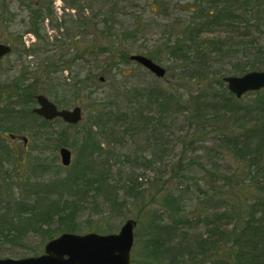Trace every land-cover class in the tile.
I'll use <instances>...</instances> for the list:
<instances>
[{
  "label": "trees",
  "instance_id": "16d2710c",
  "mask_svg": "<svg viewBox=\"0 0 264 264\" xmlns=\"http://www.w3.org/2000/svg\"><path fill=\"white\" fill-rule=\"evenodd\" d=\"M16 1L28 9V33L38 41L44 42L40 32L45 20L51 19L52 29L60 28L57 23L52 25L56 19L54 0ZM92 1L70 0L67 6L79 12ZM147 1L148 6H155L154 12L159 5L165 6L164 0ZM207 1L198 2L203 5ZM216 1L207 9L189 10L192 17L173 42L144 54L154 62L164 57L168 63L165 77L152 90L124 87L121 92L122 86L115 88L109 83V77L125 78L121 67L131 62L130 50L118 40L97 48L98 52L88 45L73 58L62 55L54 62L46 60L30 73L23 59L37 51L25 47L21 38V50L15 43L10 45L11 53L5 58L18 53L21 61L15 78L0 83V247L35 235L41 245L32 249L29 257L39 256L43 244L61 234H85L78 218L86 204L93 206L96 214L112 215L114 206L127 203L144 206L143 213L148 217L138 224L131 264H264V90L237 99L227 90L223 81L227 76L218 68L221 56L241 54L236 74L264 71V0ZM132 12L117 2L101 14L79 17L71 24L72 28L107 33L108 25H115L127 14L137 23ZM15 19L12 8L0 1V29H8ZM212 27L225 33L221 40L202 39L212 34ZM236 39H240L237 49H241L231 52L234 48L229 40ZM84 56L91 64L82 77H72L73 83L52 78L77 61L85 62ZM37 72L44 73L43 77H35ZM42 78L46 88L41 87ZM52 86H63L75 99L93 88L94 92L85 93L89 105H83L88 120L76 139L62 141V146L70 145L75 151L69 167L62 168L55 162L33 164L28 172L32 177L24 176L20 171L28 164L27 145L32 152L38 150V155L43 151L31 146L27 137L25 145H17L22 125L28 127L24 132L37 144L39 136L42 141L54 142L49 130L61 121H46L32 112L35 96L41 92L51 96L48 88ZM106 86H110L106 95L98 91ZM151 105L155 110H150ZM164 115L177 119L183 116L174 128L185 133L177 138L183 148L172 164L170 177L152 183L156 187L152 191L154 202L144 203V175L135 170H152L156 160L164 157L150 145L159 143L158 130L167 129ZM77 126L80 124L68 125ZM148 128L150 132L142 143L132 144L131 153L117 155L103 147L112 145L115 149L120 144L118 139L140 131L147 133ZM5 134L10 142L3 138ZM149 150L152 156L145 154ZM44 174H50L46 181L40 179Z\"/></svg>",
  "mask_w": 264,
  "mask_h": 264
},
{
  "label": "rangeland",
  "instance_id": "374dc122",
  "mask_svg": "<svg viewBox=\"0 0 264 264\" xmlns=\"http://www.w3.org/2000/svg\"><path fill=\"white\" fill-rule=\"evenodd\" d=\"M70 0H54L53 9L55 12V18L53 19L52 25L56 23L60 26V28L52 29L50 26L51 19H47L44 21L41 27V36L43 41H38L32 34L28 33V26H26L27 20L25 17L28 14V9L21 8L19 3L16 0H7L4 3H7L14 14H16V19L14 25L10 26L8 29L1 28L0 36L4 39H10L11 43L6 42V40H0L2 43H7L9 45H16V47L21 50L22 45L19 44V38L23 42L24 46L27 48H33L36 50V54H30L23 61L26 66L29 67V73L31 71H35L37 68H41L44 65V61L48 60L51 62L57 61L60 56H64L66 59L73 58L76 54L84 50V48L88 45H91L93 52H98L97 48H102L107 46L108 42H114L118 40L120 44L127 49L130 50V54L135 55H143L146 52L154 50L158 45L165 42H173L181 27L184 26L187 21H189V16L192 17V14L189 10H200V7L209 8V6L217 4L216 0H208L207 2L201 5L199 0H164L163 7L159 8L154 12L152 9L155 8L153 5L148 6L147 0H93L91 5L86 6L84 9L76 12L74 9H71L67 6ZM151 2V0H149ZM122 3L127 8L131 9L136 14L138 18V22L133 19L130 14L119 19L118 23L115 25H108V32L104 33L101 30L98 32H94L91 29H79L72 28L71 21H79L81 17L86 19L90 17H94L98 14L103 13L108 6L114 3ZM219 2V1H218ZM223 3V1L218 4ZM150 4V3H149ZM79 15V16H78ZM80 17V18H79ZM98 21V19H97ZM136 29V30H135ZM212 34L208 33L202 36V39H212L224 37L225 33L219 27H212ZM258 34H255V37H258ZM247 37L246 40H248ZM264 40V38H263ZM16 41V42H15ZM230 47H233V51H238L241 48L239 47L240 39L229 40ZM245 41V39H244ZM120 45V46H121ZM229 45H227L228 47ZM226 47V46H225ZM18 53L14 56H9L0 60V83L7 82L9 78H15V74H17L19 70L18 64L20 63V59L18 57ZM241 54L231 55L228 57L221 56L219 58L218 68H221L222 72L227 76H241L236 74V65L237 60L240 59ZM101 58H104L103 55ZM85 62L77 61L71 64V68L62 72H57L52 76V78L63 79L66 78L67 82L73 83L72 77H75L78 74H81L82 77L85 73V70H88L91 62L89 61L88 56L83 57ZM161 62L155 61V63L159 64L163 68L167 69L168 63H166V59L162 57ZM240 61V60H239ZM235 66V67H234ZM122 72H126V77L123 78L121 75H118L115 79L112 80L111 77L108 78L110 84L116 88L119 85L122 86L120 91H123V88L132 89L136 87H142L146 90H152L154 87L158 85V78H156L153 74L140 67L138 64L134 62H130V64L122 65ZM261 71V70H260ZM40 72V71H39ZM37 72L35 77L39 74ZM43 77L44 73H40L38 77ZM33 76V75H32ZM34 77V76H33ZM103 78V77H101ZM45 80L42 78L41 83L42 86L46 88ZM109 84V85H110ZM110 86H106L98 91H103L106 95V91ZM49 92H51V96L46 95L44 92H41V95L47 97L52 103H54L58 108L62 109H72L75 106H80L83 109V119L81 121L80 126L77 127H68V124L62 123L61 121H56L49 132L52 133L51 140L54 142H49L48 140L42 141L35 140L38 142L34 144L31 142L30 137L27 132L28 127L26 125H22V133H20L19 140H16L17 145H23L24 142L22 137H27L31 144L35 148H41L43 151L42 155H38V150L31 151L29 150V145H27V155H28V164L22 166L21 174L24 176H31V173H28L32 169L33 164H44L50 165V163L55 162L56 164L63 167L61 164V159L59 156V150L61 148H66L71 152V163H73L75 159V151L70 147V145L62 146V141L69 139L72 141L78 137V133L81 130L82 124L87 122L88 120V111L84 109V106H88L90 103L89 98H86L85 93L94 92L93 88H87L84 95L79 97L78 99L74 98V95L68 90L64 89L63 86H52L48 88ZM112 94V92L110 93ZM120 104L122 106L125 105L123 100H120ZM37 105L34 104L35 108ZM141 106V105H140ZM136 108V104L131 105V112ZM150 110H155V106H150ZM185 116V115H184ZM163 123L167 129L158 130L159 143L156 145L152 142V146H154L155 150L159 154L160 152L164 153V157L162 159H157V164L154 166L152 170H146L143 172L142 170H135L136 173L143 174L142 183L145 184L147 190L145 192V200L144 203H152L154 202L155 192H152L156 189V187L152 186V183L155 179H163L164 181L170 177L172 172V164L176 160V158L181 156V149L183 148V143L178 141V137H182L185 133L180 131H175V125L177 120H183V116H180L178 119L176 116H163ZM60 120V119H59ZM31 128V127H29ZM170 131V132H169ZM150 128H148V132L144 133L142 131L136 132L132 135L124 136L118 140H120V144L113 149L112 145H104L103 147L109 149V152L115 153L117 155H125L126 153H131L133 149V143L141 144L146 134H149ZM3 138L10 142V138L7 134L2 135ZM101 140L102 138H99ZM59 140V141H57ZM15 143V142H13ZM39 144H43L42 147ZM167 144V145H165ZM143 149V147H141ZM145 154L152 156V151L149 150L145 152ZM32 160V161H31ZM113 161V160H112ZM40 162V163H38ZM71 165V164H70ZM69 165V166H70ZM68 166V167H69ZM117 169V166H114ZM121 168V167H120ZM131 169L128 168L127 171ZM50 174H44L41 176V180H48ZM116 179V176L114 177ZM174 186V184H171ZM120 197V196H119ZM124 197V196H122ZM108 206V205H107ZM152 206V205H150ZM154 206V205H153ZM144 206H129L127 203L124 206H114V210L112 215H101L96 214L95 208L86 204L85 209L80 213L78 218V224L82 231L86 233H102L98 231H105L102 234H108L109 230L112 231L109 234L118 233L122 225L125 221L132 219L136 221L137 226L134 231L135 233L138 229V224L140 220L146 222L148 217H146L145 213H143ZM108 208V207H107ZM121 216L123 218H121ZM143 237L142 235L139 238ZM135 241V240H134ZM46 244V243H45ZM45 244H43L42 249H44ZM41 245V239L35 235H29L22 242L17 243H9L6 245H2L0 247V258H11V259H20L22 255L24 257H29L32 249ZM135 247V243L133 245L131 251V263L133 259V250Z\"/></svg>",
  "mask_w": 264,
  "mask_h": 264
},
{
  "label": "water",
  "instance_id": "95a60500",
  "mask_svg": "<svg viewBox=\"0 0 264 264\" xmlns=\"http://www.w3.org/2000/svg\"><path fill=\"white\" fill-rule=\"evenodd\" d=\"M0 1L6 2L7 0ZM10 53V45L0 43V60ZM128 59L158 79L166 75L165 68L146 56L132 54ZM103 80L100 78L101 82ZM223 81L227 90L235 98L240 99L248 93L264 90V71H252L241 76L225 77ZM35 101L37 106L32 112L46 121L60 119L65 124L77 125L83 119L80 106L72 109L58 108L41 94L35 96ZM10 137L14 138V136ZM22 140L25 145L27 139L22 137ZM59 156L63 167L71 164V152L68 149L61 148ZM136 226V221L129 219L125 221L118 233L106 235L64 233L48 241L43 253L39 256L20 259L0 258V264H131Z\"/></svg>",
  "mask_w": 264,
  "mask_h": 264
}]
</instances>
